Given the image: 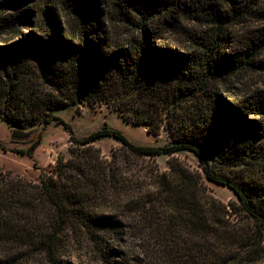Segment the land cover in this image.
<instances>
[{
    "label": "trees",
    "instance_id": "obj_1",
    "mask_svg": "<svg viewBox=\"0 0 264 264\" xmlns=\"http://www.w3.org/2000/svg\"><path fill=\"white\" fill-rule=\"evenodd\" d=\"M262 2L198 0L186 9L182 0H0V117L13 141L29 142L14 151L33 156L51 121L70 142L68 157L47 168L34 161L37 181L0 170V240L38 243L50 264H65L57 260L61 244L79 232L106 264H121L102 235L122 234L125 221L117 208L102 207L125 194L138 227L153 230L164 248L183 235L180 264L254 260L264 237V96L231 95L232 104L215 83L264 69V27L226 51L231 26L264 20ZM183 19L208 29L189 36L190 49L164 40L158 46L164 30H179ZM118 21L130 29L126 39L112 34ZM82 102L106 104L148 133L166 130L170 140L137 145L108 124L76 137L53 111ZM105 136L121 142L110 160L93 146ZM0 149L7 150L1 142ZM185 150L201 170L173 156L152 190L119 189L130 179L123 158ZM204 178L230 188L237 203L211 196Z\"/></svg>",
    "mask_w": 264,
    "mask_h": 264
},
{
    "label": "rangeland",
    "instance_id": "obj_2",
    "mask_svg": "<svg viewBox=\"0 0 264 264\" xmlns=\"http://www.w3.org/2000/svg\"><path fill=\"white\" fill-rule=\"evenodd\" d=\"M187 9L190 5L198 0H182ZM182 5V6H183ZM264 9V0L260 5ZM9 12L11 10H8ZM112 34L118 38L126 39L129 37L130 29L126 24L120 21L110 24ZM264 27L262 19H248L240 24L233 25L229 28L230 41L227 44V52L232 49L241 47L247 40L250 31H257ZM208 27L199 24L196 21L183 19L179 30H164L161 39L156 41L159 46L161 41H170L168 44L171 48L183 47L191 48L193 43L190 41V35L204 34ZM24 32L26 30H23ZM5 37L4 34H2ZM176 45V46H175ZM178 48V49H179ZM258 59L264 62V51ZM215 90L221 94L224 99L234 104L236 98L244 101H252L254 97L264 96V69L255 72L243 71L236 76L231 77L223 82L215 83ZM56 116L61 117L68 123L76 137L82 138L92 131L97 130L108 124L110 127L119 130L125 138L137 145H163L170 140L166 130H161L158 135L148 133L144 125H135L123 120L117 113L106 104L95 105L90 107L87 103L82 102L77 105L59 108L53 111ZM253 115H247V118ZM31 127H27L30 129ZM36 132L40 130V124H36ZM69 134L62 124L54 121L48 123L43 131L41 144L36 148L33 156L20 154L14 149L26 148L28 140L13 141L11 139V126L8 122L0 117V142L7 148L6 151L0 149V170H9L12 173L20 174L26 179L37 181L39 168L34 167V161L37 166L48 167L58 158H66L70 154ZM121 142L113 137H102L97 140L93 146L100 149L101 155L107 160L113 158V154L119 155ZM178 157L184 160L193 169L201 170L198 158L190 151H179L172 155H157L155 157L140 156L132 157L127 160L123 158L120 163L123 165L124 172L128 174L129 181L119 186V189L129 188L131 190L140 189L152 190L154 176L169 169L168 161L172 157ZM209 194L223 203L233 201L237 203V197L234 192L220 184H216L204 178ZM126 185V186H125ZM146 192V191H145ZM129 195L122 194V200L114 199L103 200V210L110 211L115 209L119 217L124 219L125 227L123 233L117 236L106 234L105 245L113 251L114 259L121 264H180L181 245L183 235L178 236L181 242L172 241L174 248L166 249L159 243L153 230L142 229L136 223L137 217L128 211L127 204L130 203ZM128 197V198H127ZM229 218V216H226ZM237 219L238 215L235 216ZM231 218V216H230ZM160 219V218H159ZM142 229V230H140ZM26 234L29 232H25ZM34 235V234H33ZM33 235H30L31 238ZM27 238V237H26ZM30 242V243H29ZM22 240L6 241L0 240V264H50L47 261V255L39 250L38 243ZM62 247L59 250L57 260L65 264H106L98 247L92 244L89 239L79 232L72 234L70 238L63 240ZM259 255L251 261L243 260V264H264V237L259 241ZM173 247V246H172Z\"/></svg>",
    "mask_w": 264,
    "mask_h": 264
}]
</instances>
